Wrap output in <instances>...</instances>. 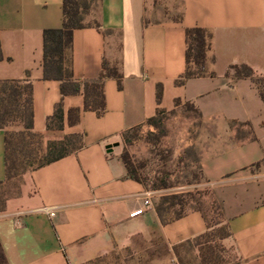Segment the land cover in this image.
Instances as JSON below:
<instances>
[{"label":"crops","instance_id":"0c3cea01","mask_svg":"<svg viewBox=\"0 0 264 264\" xmlns=\"http://www.w3.org/2000/svg\"><path fill=\"white\" fill-rule=\"evenodd\" d=\"M62 20V0H0V80L31 81L33 129L45 139L83 135L82 148L25 173L6 200L0 264H173L187 248L198 256L192 241L206 231L202 213L161 223L155 205L168 192L128 178L118 149L123 132L149 126L157 108L182 111L185 103L199 114L180 118V138L197 154L196 187L222 205L230 236L221 244L237 264H264V103L251 80L226 75L231 65L245 64L264 76V0H99L84 21L110 33L73 31V78L96 79L106 59L119 68L121 87L104 81L101 116L84 110L81 94L64 96L63 128L48 130L61 92L59 81L43 78V32L61 28ZM192 27L211 34L206 70L214 76L176 85ZM71 108L80 109L74 125L67 122ZM137 210L142 214L130 216Z\"/></svg>","mask_w":264,"mask_h":264},{"label":"trees","instance_id":"16d2710c","mask_svg":"<svg viewBox=\"0 0 264 264\" xmlns=\"http://www.w3.org/2000/svg\"><path fill=\"white\" fill-rule=\"evenodd\" d=\"M98 1L93 0L94 5H90L83 0H62L63 20L61 28L46 29L43 32V78L59 81L61 92V100L56 103L53 114L46 119L48 130L63 128L62 99L64 96L81 94L84 98V110L94 111L98 116H101L106 109L103 91L104 81L107 78H113L117 81L118 87H121L122 74L119 68L110 64L106 59H103L101 70L96 79L78 81L73 78L70 60L73 31L85 27H95L105 35L110 33L109 30H101V25L95 20L88 23L84 21L85 17L95 9ZM185 34L187 44L185 52L186 68L175 80L176 85H183L188 79L203 77L207 74L214 76L213 72L208 73L206 70L207 53L211 47V34L200 27L187 28ZM2 59L3 55L0 48V60ZM230 72H232L234 79L251 80L264 103V76L255 74L245 64L231 65L226 75L228 76ZM161 97L162 86L157 84V103H160ZM179 104L180 100L176 99L175 105ZM184 108L186 111L199 114V111L190 103H185ZM165 112V110L157 108L155 115L147 119L146 124L160 127ZM14 117L19 119V126L22 129L5 131V180L0 182V185H2L13 179H18V185L13 194L18 192L20 180L25 173L63 158L83 147L82 134L66 135L55 140L45 139L41 133L34 131L32 83L29 79L0 80V129L8 128L7 122ZM79 120L80 109H69L67 114L68 124H77ZM231 124L238 125L237 121H232ZM139 127L123 132L122 137L126 143H130L131 135H134ZM247 133H250L249 129H247ZM237 135L240 136L238 133ZM251 137L253 138V136ZM120 159L125 166L127 177L142 182L138 175V169L141 168V165H136L127 152H123ZM170 186L171 183L161 181L154 188L162 189ZM10 196H7L3 201L0 211L3 210L5 202ZM187 196L191 197L192 194L187 193ZM186 204H188L186 195H164L156 203L155 211L161 223L166 224L184 216L189 211L183 210ZM218 204V214L223 221L211 222L203 210L199 208L191 209L201 212L206 223V231L192 241L198 250L199 264H221L223 261L221 253L227 250L221 244V241L230 236V231L223 217L222 205L220 202ZM175 205H179L182 209L171 215L170 209Z\"/></svg>","mask_w":264,"mask_h":264},{"label":"rangeland","instance_id":"374dc122","mask_svg":"<svg viewBox=\"0 0 264 264\" xmlns=\"http://www.w3.org/2000/svg\"><path fill=\"white\" fill-rule=\"evenodd\" d=\"M83 1L90 5L94 3L93 0ZM188 114L194 115L193 112L186 113L185 108L182 111L177 108L163 114L160 127L150 124L139 127L138 131L131 135L130 143L124 141L119 145V155L127 152L136 165H141L138 169L139 178L149 188L155 189L158 183L165 181L171 183L170 187L162 188L168 192L165 195H186L188 204L183 207L184 211L199 208L206 213L209 221H223L218 214L219 201L209 191L201 190L195 185L201 180L197 154L191 147L184 148L185 140L181 141L180 138V118L186 119ZM7 123V127L12 130L20 125L16 117L10 118ZM18 181L13 179L0 185V207L7 196L16 191ZM187 193H191L192 196H187ZM162 196L157 198L156 203ZM181 209L182 207L175 205L170 209V214L173 215ZM221 254L223 256L221 264H237L231 251L226 250ZM177 261L182 264H199L197 253L191 248H187L183 258Z\"/></svg>","mask_w":264,"mask_h":264},{"label":"built area","instance_id":"2783aa9c","mask_svg":"<svg viewBox=\"0 0 264 264\" xmlns=\"http://www.w3.org/2000/svg\"><path fill=\"white\" fill-rule=\"evenodd\" d=\"M139 214H142V210L134 211L133 213L130 214V216L134 217V216L139 215ZM50 215L53 216L54 213H50ZM173 264H182V263L175 261V262H173Z\"/></svg>","mask_w":264,"mask_h":264}]
</instances>
